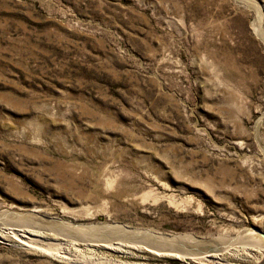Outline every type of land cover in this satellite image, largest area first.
Instances as JSON below:
<instances>
[{"label":"rangeland","instance_id":"obj_1","mask_svg":"<svg viewBox=\"0 0 264 264\" xmlns=\"http://www.w3.org/2000/svg\"><path fill=\"white\" fill-rule=\"evenodd\" d=\"M256 3L264 30V0H0V264L264 263Z\"/></svg>","mask_w":264,"mask_h":264},{"label":"bare ground","instance_id":"obj_2","mask_svg":"<svg viewBox=\"0 0 264 264\" xmlns=\"http://www.w3.org/2000/svg\"><path fill=\"white\" fill-rule=\"evenodd\" d=\"M254 2V1H253ZM253 9L255 8L256 11V18L254 21V30L255 32L260 35V37H262V39H264V30L262 28V20H263V13H262V9L257 5V3L253 6ZM19 213H15L14 216L15 218H17L16 216H18V218H20L19 220H21V222H23L24 224L22 225H18V227H24V226H28L29 228L31 227H36V225L34 226V224H41V226H47L49 228H55L56 226L58 227V231H69L72 227V224H69L68 222H64L63 221H58V219H47V218H43L41 216H39L37 214L38 210L35 208H31L28 210H24V209H20ZM9 214V211H7ZM6 213V212H5ZM1 216V215H0ZM9 217V215H6ZM4 217V216H3ZM2 217V218H3ZM6 217V218H8ZM0 218V220L2 219ZM5 218V217H4ZM13 218V219H15ZM4 220V219H3ZM7 220V219H6ZM5 221V220H4ZM13 222V221H12ZM17 223V222H16ZM31 226H30V224ZM18 224V223H17ZM76 226V225H75ZM73 226V229H79V231L81 230V226L80 228H77L79 226ZM12 227V226H11ZM38 227V226H37ZM84 227V226H82ZM70 228V229H69ZM88 231L84 230L87 229ZM40 229V228H39ZM56 229V228H55ZM69 229V230H68ZM248 229V228H247ZM14 230V228H13ZM18 231H22L21 229H16ZM30 230V229H29ZM41 230V229H40ZM48 231V228L46 229ZM50 230V229H49ZM72 230V229H71ZM84 230V231H83ZM250 230V229H249ZM52 231V230H51ZM54 231V230H53ZM57 231V232H58ZM10 232V231H9ZM62 232V233H63ZM71 232V231H70ZM72 233V232H71ZM82 234H90V235H96L97 234H104L105 236L113 234V233H117L116 235H124L126 237V235L130 236H134L133 238H136L137 236H140V240H145L146 243H150V244H154L158 247H162V246H170L173 248V246H176L177 244H183L182 242H184V240H187V238L194 240L195 238H193L190 235H173V236H167V235H162L161 233L157 234L151 231H143V230H139V229H130L127 228L126 226L120 225V224H108V225H101V226H85V228H82L81 230ZM58 234V233H57ZM64 234V233H63ZM30 235L32 236L33 234L30 233ZM248 237L250 238V240H253V242L255 244H259L262 246V248L264 247V233H260L258 231H251L249 234L247 233ZM23 236L24 240L30 241L32 239L31 236H27L25 234H21V237ZM84 236V235H83ZM88 236V235H86ZM77 237V236H76ZM82 237V236H81ZM245 237V236H244ZM130 238V237H129ZM132 238V237H131ZM248 238V239H249ZM83 239V238H82ZM40 240V239H39ZM141 241V242H142ZM25 241H23L24 243ZM109 242V241H108ZM144 242V241H143ZM249 242V240H248ZM251 242V241H250ZM252 242V243H253ZM120 243V242H119ZM226 244V243H225ZM35 245V244H34ZM196 245V244H195ZM254 245V244H253ZM258 245V246H259ZM54 246V245H53ZM57 246V245H56ZM150 247V245H147ZM226 246V245H225ZM55 247V246H54ZM56 248V247H55ZM51 249V247L49 248ZM155 249V248H153ZM178 249V248H177ZM52 250V249H51ZM57 250V249H56ZM160 250V249H159ZM181 250V249H180ZM60 251V250H59ZM161 251V250H160ZM177 251V250H176ZM179 254V253H178ZM54 255V254H53ZM58 256V255H57ZM64 257V256H63ZM261 261V260H260Z\"/></svg>","mask_w":264,"mask_h":264},{"label":"water","instance_id":"obj_3","mask_svg":"<svg viewBox=\"0 0 264 264\" xmlns=\"http://www.w3.org/2000/svg\"><path fill=\"white\" fill-rule=\"evenodd\" d=\"M137 237V236H136ZM140 238V237H139ZM149 245L152 247H154V248H157V249H163V250H165V249H167L168 247H170V246H162V247H158V246H156V245H154V244H150L149 243ZM262 264H264V263H262Z\"/></svg>","mask_w":264,"mask_h":264}]
</instances>
